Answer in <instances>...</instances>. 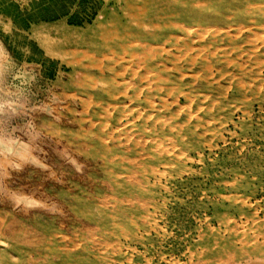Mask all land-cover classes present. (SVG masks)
Here are the masks:
<instances>
[{
	"label": "rangeland",
	"instance_id": "obj_1",
	"mask_svg": "<svg viewBox=\"0 0 264 264\" xmlns=\"http://www.w3.org/2000/svg\"><path fill=\"white\" fill-rule=\"evenodd\" d=\"M0 52V264H264V0H0Z\"/></svg>",
	"mask_w": 264,
	"mask_h": 264
},
{
	"label": "bare ground",
	"instance_id": "obj_2",
	"mask_svg": "<svg viewBox=\"0 0 264 264\" xmlns=\"http://www.w3.org/2000/svg\"><path fill=\"white\" fill-rule=\"evenodd\" d=\"M0 57H1V52H0ZM12 146L7 145V144H3V142L0 141V149L1 148H6V149H10ZM28 201H34L32 199H28Z\"/></svg>",
	"mask_w": 264,
	"mask_h": 264
}]
</instances>
